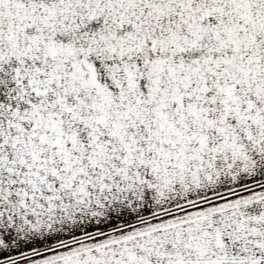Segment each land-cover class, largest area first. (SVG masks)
Listing matches in <instances>:
<instances>
[{"label":"snow or ice","instance_id":"6c2138e0","mask_svg":"<svg viewBox=\"0 0 264 264\" xmlns=\"http://www.w3.org/2000/svg\"><path fill=\"white\" fill-rule=\"evenodd\" d=\"M0 264H264V0H0Z\"/></svg>","mask_w":264,"mask_h":264}]
</instances>
